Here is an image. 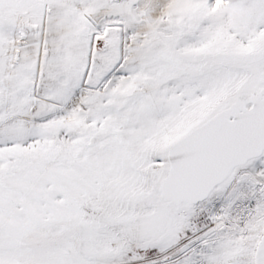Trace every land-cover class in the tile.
I'll return each instance as SVG.
<instances>
[{
    "label": "snow or ice",
    "instance_id": "6c2138e0",
    "mask_svg": "<svg viewBox=\"0 0 264 264\" xmlns=\"http://www.w3.org/2000/svg\"><path fill=\"white\" fill-rule=\"evenodd\" d=\"M0 264H264V0H0Z\"/></svg>",
    "mask_w": 264,
    "mask_h": 264
}]
</instances>
